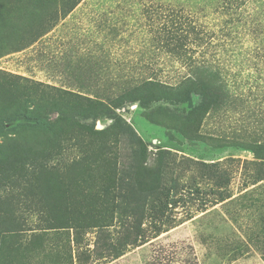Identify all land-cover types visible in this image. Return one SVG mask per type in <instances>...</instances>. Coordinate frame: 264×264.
<instances>
[{
	"label": "rangeland",
	"instance_id": "1",
	"mask_svg": "<svg viewBox=\"0 0 264 264\" xmlns=\"http://www.w3.org/2000/svg\"><path fill=\"white\" fill-rule=\"evenodd\" d=\"M40 4L0 0V80L6 78L5 85L16 76L19 85L28 81L93 97L95 89L110 86L116 92L119 84L149 78L176 85L200 65L219 70L235 98L227 109L205 117L201 134L208 143L187 142L146 118L161 104L116 110L147 147L149 164L158 149L168 150L176 153V161L183 156L216 164L228 181L223 191L202 182L197 191L185 188L174 216L191 219L114 261L91 264H264V158L218 148L214 141L263 134L264 0H82L68 18H58L49 34L23 49L17 41L25 30L39 31ZM55 6L50 3L49 9ZM201 103L192 96L188 103L162 107L180 117ZM110 123L98 120L95 129ZM8 191L0 189L1 201L10 198ZM220 192L227 198L213 205ZM27 222L35 224L36 216ZM87 238L93 249L95 234Z\"/></svg>",
	"mask_w": 264,
	"mask_h": 264
},
{
	"label": "trees",
	"instance_id": "2",
	"mask_svg": "<svg viewBox=\"0 0 264 264\" xmlns=\"http://www.w3.org/2000/svg\"><path fill=\"white\" fill-rule=\"evenodd\" d=\"M54 1L41 0L39 35L82 0ZM50 3L56 6L49 9ZM190 72L176 85L149 78L119 84L116 92L110 86L95 89L93 97L28 81L19 85L16 76L7 85L6 78L0 80V189L10 197L0 200V264L108 263L191 219L174 216L185 188L197 191L202 182L225 189L228 178L216 164L183 156L176 161V153L160 149L149 164L147 147L116 113L126 104H161L146 118L187 142L208 143L201 134L205 117L235 98L219 70L199 65ZM192 96L202 103L180 117L170 113ZM102 119L110 125L95 129ZM214 141L218 148L264 158V130L248 139ZM218 195L213 205L227 198ZM33 216L36 223L30 225ZM91 233L93 249L87 242Z\"/></svg>",
	"mask_w": 264,
	"mask_h": 264
},
{
	"label": "crops",
	"instance_id": "3",
	"mask_svg": "<svg viewBox=\"0 0 264 264\" xmlns=\"http://www.w3.org/2000/svg\"><path fill=\"white\" fill-rule=\"evenodd\" d=\"M75 8H77V7H75ZM66 18H68V16ZM39 27H41V24H39ZM55 27H56V25H55ZM52 28H54V27H52ZM40 32H41V28H39V31L37 30L35 32L33 31V29L28 28L24 32L25 33L24 37L22 39L18 40L17 41L18 43L17 42L16 43L18 45L21 44L24 47L23 49H26L27 47L31 46L34 42H36L38 39L45 37L47 34H49V33H46L45 35H39Z\"/></svg>",
	"mask_w": 264,
	"mask_h": 264
}]
</instances>
